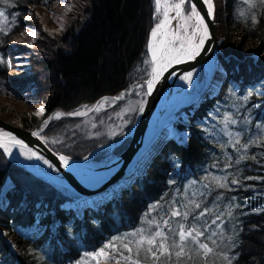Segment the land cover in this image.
I'll return each mask as SVG.
<instances>
[{
  "label": "trees",
  "instance_id": "16d2710c",
  "mask_svg": "<svg viewBox=\"0 0 264 264\" xmlns=\"http://www.w3.org/2000/svg\"><path fill=\"white\" fill-rule=\"evenodd\" d=\"M65 3L73 5L71 11L65 10ZM0 10L8 17L7 23L0 18V27L10 29L7 35L0 32V56L12 64L11 69L0 65V97L39 103L45 109L37 118L21 113L18 125L36 132L56 111L70 113L124 94L123 100L95 117L103 123L112 118L105 123L104 133L121 121L123 128L102 141L103 145L117 143L111 153L98 152L92 161H105V156L113 158L124 151L139 106L134 105V112L118 114L129 100H145V86L139 89L141 95L134 86L143 85L149 77L150 65L145 61H149L147 43L155 23L154 1L9 0L0 3ZM47 12L57 16L55 27L46 25ZM223 13L225 31L214 57L224 71L219 92L179 110L176 128L186 132V140H169L144 174L117 198L94 207L65 187L48 183L6 159L0 150V231L14 245L11 251L0 234V264H89L91 254L110 243L119 251L109 257L119 258L120 251L127 252L124 245L132 239L131 233L143 230L148 236L157 230V224L168 236L169 246L178 242L180 224L203 231L200 240L214 249L217 260L213 264H227L224 255L231 258V264H264V211H260L264 209V144L252 143L264 137V128L256 127L264 124V6L259 0L255 8L244 0H223ZM29 15L32 18L25 19ZM29 30L39 36L26 42L23 37ZM194 72L203 79L201 67ZM249 91L253 96L245 102L243 97ZM181 115L186 116V126L179 123ZM226 116L237 124L226 128ZM81 119L67 115L51 119L40 132L43 142L57 155L83 159L99 144L85 141L75 127L66 125ZM237 132L241 144H248L246 151L239 145L233 147ZM53 139L59 142L53 144ZM242 155L246 158L235 163ZM252 156L256 159H250ZM49 171L59 177L56 171ZM213 177L227 187H217ZM232 179L239 183L232 184ZM191 201L199 202L201 209L193 210ZM77 202L84 204L80 215L74 208ZM204 208L210 214L196 219ZM173 209L182 214L188 211V219L172 217ZM216 215L221 219L211 224ZM163 220L169 221L168 228ZM69 226L72 235L67 234ZM213 232L217 235L212 236ZM198 253L204 264H210L200 249ZM140 261L154 264L148 255Z\"/></svg>",
  "mask_w": 264,
  "mask_h": 264
},
{
  "label": "snow or ice",
  "instance_id": "6c2138e0",
  "mask_svg": "<svg viewBox=\"0 0 264 264\" xmlns=\"http://www.w3.org/2000/svg\"><path fill=\"white\" fill-rule=\"evenodd\" d=\"M0 3L8 4L9 0H0ZM200 3L203 4L206 15L202 14L200 7L197 3L192 2V0H155V10H156V18L157 24L151 30L150 39L148 42V52L150 54V60L145 61L150 65V71L148 72V76L150 78L144 81V84H137L134 86L137 95H141L139 89L143 88L146 85V91L142 93L144 96H148L152 94V91L156 84H158L163 77L164 73L168 71V69L172 66L182 64L191 60H194L197 56L201 54V52L205 48L206 41L212 39V33L210 32L209 21L215 20L216 14V4L215 0H200ZM249 8L256 7V0H244ZM260 5L264 6V0H259ZM64 8L66 11H71L73 5L70 3H65ZM174 14V15H173ZM0 18H2L3 23H7L8 17L6 16L3 10H0ZM32 16H26L25 19H31ZM13 21H15L16 17H12ZM59 19V18H58ZM173 20L176 21L175 26L173 27ZM252 22L255 23V16L252 17ZM61 30H63V26L61 25ZM10 29L5 27H0V32L7 35ZM27 35L33 37V40L39 36V33L36 31H27ZM29 47L32 45L29 44ZM0 65H6L9 69H11L12 64L10 61L4 59L0 56ZM192 76L193 73L189 72L187 75L180 76V79L184 80L185 83L191 85L192 84ZM131 94V93H129ZM253 96V92L249 91L247 95L243 97L245 102L249 101ZM124 99V94L118 95L111 99L103 98L100 102H98L95 106L88 107L84 106L82 110H77L70 113H62L57 112L50 119H59L62 116H87L89 112H100L105 105H110L115 103L116 101H120ZM146 100L140 101L139 112L144 111V104H146ZM255 107V105H253ZM137 109L135 108H126L124 109L125 113L134 112ZM45 113L44 107H40L34 113L35 116L41 117ZM119 115V114H118ZM127 123V121H125ZM225 127L229 124L236 125L237 120L233 119L231 116H226L224 119ZM48 124V120L43 121V126L39 131L33 132L32 135L37 138L43 139L40 136V132L44 130ZM96 124L92 123L91 127L96 128ZM79 127V126H77ZM123 127V125H121ZM257 128H264V124H257ZM108 135L110 137H114L117 135L115 129H112ZM227 135L231 138L233 137L232 132H227ZM241 133L237 132L235 134V140L233 147L236 145L240 146V149L247 150L248 144H241L240 140ZM47 142V141H45ZM59 141L57 139H53L51 143L55 144ZM254 144H264V137H259L257 140L252 141ZM12 148L19 149V154L24 156L27 160H37L42 161L44 165H47L49 169L53 171H57L58 169L47 159H45L42 155L37 154L36 151L29 148L24 142L18 139L11 132L4 131L0 129V149H3L4 155L12 156ZM239 150V149H237ZM245 156H240L235 163L239 164L241 160H244ZM58 159L60 161V165L64 168L69 167V157L65 155H59ZM87 159V157H85ZM250 159L255 160L256 157L252 156ZM228 166H231V161H229ZM213 181L216 186L219 188H226L227 184L221 182L220 178L213 177ZM248 179H252L249 177ZM195 183V181H193ZM232 184H238L239 181L237 179H232ZM205 188H208L209 185H205ZM204 195V193H201ZM219 199V197H217ZM192 205V209H201V204L196 201L190 202ZM260 211H264L261 209ZM210 214V210L208 208L202 209L196 219H200L206 215ZM183 216L185 220L188 219L189 212L185 211L183 214L179 209H173L171 211L172 217ZM228 215H231V211L228 212ZM221 219L220 215H216L215 218L211 221V224H217V222ZM95 224V221H92ZM162 224L165 228L169 227V221L163 220ZM157 230L151 235L145 236L143 234V230H140L139 233L133 232L130 235L134 237H138L133 243L135 244V256L133 255L134 249L130 246V244H125L124 249L129 253L128 256L123 257L126 261V264H141L139 259L140 252L146 253L154 264L157 262H161V258L171 259L173 252L171 249H176L174 255L177 260H180L187 256L186 245L189 241L191 243L196 244L198 249L202 251L203 256L207 257L209 254L214 252V249L209 246V244L201 242L200 238L204 236V232L196 227H190L188 229L185 228L184 224H180L179 231L177 233L179 237V242H174L171 246L167 244L168 236L163 230H160L161 225H156ZM169 231L171 229L169 228ZM68 235H72L71 226L68 228ZM3 235H7V233H3ZM212 236H216L217 233L213 232ZM119 239V238H118ZM213 244L216 243L215 240L212 241ZM14 247V245H13ZM108 249H113L115 252H118V249H115L114 244L110 243L104 246L99 252L91 254L92 259L97 260L99 264V258L104 257L108 258L111 253H109ZM188 259H191V256H188ZM223 260L227 262V264H231V258L227 255L223 256ZM119 264V261H117Z\"/></svg>",
  "mask_w": 264,
  "mask_h": 264
},
{
  "label": "water",
  "instance_id": "95a60500",
  "mask_svg": "<svg viewBox=\"0 0 264 264\" xmlns=\"http://www.w3.org/2000/svg\"><path fill=\"white\" fill-rule=\"evenodd\" d=\"M192 2L197 3L202 11V14L206 15L204 6L200 3V0H192ZM209 27L210 32L212 33V39L206 41L205 48L201 54L194 60L170 67L168 71L164 73L160 82L155 85L152 94L145 97L147 102L144 104V111L140 113L131 128L129 143L125 150L112 161L99 168L92 169L90 167L94 170L95 175L111 171V173L106 176V179L101 182L97 189H93L87 183H82L73 172H71L68 168L62 167L58 159L59 155L51 151L42 139L33 136L32 131H28L17 125L15 126L5 123L2 120H0V129L11 132L18 139L28 145L29 148L36 151L37 154L42 155L45 159L49 160L58 169L56 172L60 175V180L64 183L63 187L79 196L81 199H89L93 196L100 195L105 191L111 195L112 188L114 187H118L119 189L128 188V186L133 182L134 177L137 178L139 175L144 173L143 170L138 171L136 168L140 159L144 158L143 169H146L151 159L158 152L159 148L168 139H173L175 142L177 141L172 133H169L170 124L167 125V127H163V129L159 131V145H157L156 142L152 146L153 148L150 149H148L149 146L146 145L153 117L156 115L162 101L169 96L175 87V84L180 76L187 75V73L193 72L199 67L204 69L205 66L213 60V56L217 53V48L221 39L217 40L215 38L212 31V21H209ZM221 85L222 79L214 92H212L207 86H204L198 94L197 102L202 101L207 93H210V96H215L219 92ZM151 150L152 152L150 153ZM70 161L82 163V161ZM35 168H37V166H35ZM131 173L135 175L133 178L130 175ZM40 176L45 177V174L40 172ZM126 179H128V181H125ZM112 196L113 195H111V197ZM101 264L117 263L102 262Z\"/></svg>",
  "mask_w": 264,
  "mask_h": 264
},
{
  "label": "rangeland",
  "instance_id": "374dc122",
  "mask_svg": "<svg viewBox=\"0 0 264 264\" xmlns=\"http://www.w3.org/2000/svg\"><path fill=\"white\" fill-rule=\"evenodd\" d=\"M154 1V0H153ZM222 5H223V0H222ZM154 6H155V3H154ZM58 7V6H57ZM60 8V7H59ZM39 11V10H37ZM40 12V11H39ZM156 13V11H155ZM224 15V13H223ZM224 17V16H223ZM56 18L57 16H55L53 13L51 12H47L46 15H45V23L48 27H55L56 26ZM157 20L155 21V25L157 24ZM224 23V21H223ZM155 25L152 27V29L155 27ZM151 29V30H152ZM150 34H151V31L149 33V37H148V42H149V39H150ZM32 38V36L30 35H27V34H24V37L23 39L28 42L30 39ZM148 45V43H147ZM148 49V47H147ZM149 53L147 52V55ZM150 56V54H149ZM149 58V57H148ZM212 63L214 65L217 66V68L219 69V71H223V69H221V66L219 67L218 64L216 63L215 61V58H213V61L211 63H209L208 65L205 66V68L203 69V79L200 78L199 80V76L196 72H192L193 73V76H192V84L189 85L187 83H185L184 80L182 79H178L177 80V83L176 85H179L182 87H185L183 89V99H184V103L180 106H176L171 115L167 118V124H170V123H176V115H178L179 113V110H181L182 108H184L185 106H188L190 105L191 103H193L194 101H196V99L198 98L197 95L198 93L201 91V89L204 87V86H208V73H207V67L209 68V66L211 67ZM217 70V69H216ZM18 74L20 75H23V73L21 71H18L17 72ZM223 77V76H222ZM202 79V81H201ZM222 79V78H221ZM219 85V84H218ZM217 86L213 87V88H210V90L212 92H214L216 89H217ZM191 87H195L196 90H192ZM209 87V86H208ZM195 94V95H194ZM197 94V95H196ZM102 100V99H101ZM100 100V101H101ZM130 101V100H129ZM127 104H125L123 107H125L124 109L126 108H134V105L135 107L138 105L140 106V100H132L130 101ZM97 104V103H96ZM95 104V105H96ZM94 105V106H95ZM110 105H113V104H110ZM110 105H105L104 108L100 111V112H89L87 116H69L70 118H74V117H78V118H84V119H81V120H73V121H70L69 123H67L66 125H70L72 127H75V131L78 132V133H81L82 135H84L86 138L84 139L85 141H90L92 143V145L98 143L99 146L97 147V149H95L93 152H91L89 155H87V159H85V157L81 160H75V161H84V163H86L89 167H92V168H98L102 165H104L105 163H107L108 161H110L112 159L111 158H106L105 156V161H101V162H96L94 163L92 161V158L93 156L100 152V153H103L104 155H106L107 153H111L112 149L114 148L113 146L116 145L117 143L116 142H112V143H109V144H106V145H103L102 144V141H104V138L108 137V133L112 130V129H115L117 133H119L123 127H121V125H123V122H119V124H112L108 130H107V134L104 133V125L105 123L109 122L112 120V118H107L106 119V122L103 123V122H96L95 121V117H97L101 112L105 111L106 109H108V106ZM41 106V104L39 103H35V104H27V103H24V102H17V101H12V100H9V99H6V98H2L0 97V120L4 121L6 118H10L12 121H11V124L12 125H18L17 123V117L21 114V113H25V114H30L32 115L33 117H36L34 115V113L36 112L37 109H39ZM137 108V107H136ZM135 108V109H136ZM83 108L79 109V110H82ZM124 109L120 111V114H124ZM59 111H56L54 113H52L48 118L47 120L50 121V117H53L55 113H57ZM140 114V113H139ZM162 116V119L164 117V115H161ZM114 118H116L115 116H113ZM157 118V117H156ZM156 118L153 119L152 121V124H151V128L149 130V134H152L154 131H155V128H157L155 126V123H156ZM55 120V119H54ZM182 122H183V125L186 126L188 124V121L187 119H185V117H182ZM92 123H95L97 126L96 128H92L91 127V124ZM79 126V127H77ZM178 127V126H177ZM175 128V127H173ZM160 130V129H159ZM158 130V131H159ZM172 132H175V137L178 135V132H176L175 129H171ZM186 132L184 130H179V135L182 139V141L184 142L186 140ZM151 138V137H150ZM179 138V137H178ZM103 139V140H102ZM160 143L158 142L157 145H159ZM3 150V149H2ZM12 151V156H7V155H4L6 159L10 160V161H14V162H21L23 165H25V167L27 169H29L31 172H34V168L35 166H37V168H35V172L38 174V170L39 169L42 173L46 174L47 176L45 177V179L47 180L46 182L48 183H51V184H54L56 186H63V181L60 180V178H58L56 175L50 173L49 171V168L47 167V165H44L42 161H37L35 159L33 160H27L24 158V156L20 155L19 154V149L17 148H12L11 149ZM104 151V152H102ZM152 152V150L150 151V153ZM70 159V158H69ZM73 160V159H71ZM70 161V160H69ZM75 163V162H74ZM143 160H141V162L139 163V165H143ZM142 169H143V166H141ZM140 167H138V170H142ZM144 172H145V169H143ZM49 171V172H48ZM34 172V173H35ZM111 173V171H110ZM102 174L96 176L98 180L96 181H91V182H88L87 184L90 185V187H93V189H97L101 182L104 181L106 179V174H103V176H101ZM131 177L133 178L134 174L131 173L130 174ZM53 177V179L51 178ZM100 178V179H99ZM135 180V177L134 179ZM86 183V182H85ZM97 183V184H96ZM128 183V182H127ZM129 184V183H128ZM130 186V185H129ZM128 186V187H129ZM121 192V191H120ZM120 192H119V188L118 187H114L112 188V191H111V195H115L116 198L120 195ZM119 193V194H118ZM111 195H109L108 192H103L102 194L100 195H96V196H93L91 198L88 199L89 203L94 206V207H99L100 205V201L102 200L103 202H105V200L107 201V199H109L111 197ZM101 199V200H100ZM85 201V200H84ZM75 211L77 212V214H81V212L83 211V208H84V204L82 202H77L75 203ZM3 233H5L4 231H0V234L3 238V240L5 241V243L8 245V248L11 250V251H14V247H13V243L11 241V239L8 237V235H3ZM151 235V234H150ZM173 233H170V236L172 237ZM131 236V235H130ZM132 239L129 240V242H127V244H130L131 247H133L134 249V252H133V255L135 256V244L133 243L138 237H134V236H131ZM126 240L125 238L124 239H121L118 244L120 243H123V241ZM175 241L172 242V244L174 243ZM178 242H179V239H178ZM171 244V245H172ZM108 251L109 253H111L112 255L114 254H117L113 249H108L106 250ZM171 251L173 252V255L171 257V259H167V258H164L162 257L161 258V261L164 260L165 262H167L166 264H189V263H194V264H204L203 263V260H202V257L199 255L198 253V248H197V245L196 244H193L191 243V241H189L186 245V252H187V256H185L184 258L180 259V260H177V258L175 257L174 253L176 251V249H171ZM99 252V251H98ZM119 258L121 261L125 262L126 261L123 259V257H126L129 255L128 252L124 253L122 251L119 252ZM188 256H191V259H188ZM90 262L89 264H98V261L97 260H94L92 259V256H90ZM144 257H147V254L144 253L143 251L140 252L139 254V259L141 258H144ZM117 258V259H119ZM208 258V261L210 264H213L214 262H216V256L214 253L212 254H209L207 256ZM111 259L110 257L108 258H104V257H101L99 258V262L101 261H107ZM115 259V258H114Z\"/></svg>",
  "mask_w": 264,
  "mask_h": 264
},
{
  "label": "bare ground",
  "instance_id": "6f19581e",
  "mask_svg": "<svg viewBox=\"0 0 264 264\" xmlns=\"http://www.w3.org/2000/svg\"><path fill=\"white\" fill-rule=\"evenodd\" d=\"M215 4H216V14H215V20L212 21V31H213V34H214L215 38L217 40H219L224 35V31H225L224 23H223V5H222V0H215ZM172 24H173V27H174L175 24H176V21L173 20ZM207 73H208V86H209V87L208 86L207 87L210 89V88H213V87L217 86L220 83V81H221L223 73L221 71H219L217 66L214 65L213 63L211 65V67L210 66H209V68L207 67ZM184 88L185 87L181 88V86L175 84V87L173 88V90L171 91L169 96L162 101V103H161L156 115L153 117V119H155L157 117L156 120H155L156 121L155 126L157 128H155V131L148 136L146 145H150V143H151V145H153L155 143L156 140L154 139L155 140L154 141L153 138L156 136V134L158 133V130L160 128H162L165 125H167V120H168L167 118L171 115L173 109L176 106H180V105H182L184 103V99H183V96H182L183 95L182 91H183ZM161 115H164L163 119H162ZM11 121L12 120L10 118H6L4 120V122L8 123V124H11ZM173 135H175V132H173ZM158 142L160 143V139H159V141H157V143ZM141 166H143V165H138L139 169H140ZM68 169L71 172H73L78 177V179L81 180L82 183H85V182L88 183V182H91V181L98 180L97 177H96V176H98V174L95 175L94 170H92L84 162H82V163H74L72 161H69ZM141 169H142V167H141ZM38 173L40 174V172H38ZM109 173L110 172L101 173L102 174L101 176H103V174L107 175ZM51 178L53 179V177H51ZM125 181H128V179H126Z\"/></svg>",
  "mask_w": 264,
  "mask_h": 264
},
{
  "label": "flooded vegetation",
  "instance_id": "af4514ba",
  "mask_svg": "<svg viewBox=\"0 0 264 264\" xmlns=\"http://www.w3.org/2000/svg\"><path fill=\"white\" fill-rule=\"evenodd\" d=\"M117 261H119V263L126 264L125 262L121 261L120 259H117V257L115 259L111 258V259H109V260H107L105 262H117Z\"/></svg>",
  "mask_w": 264,
  "mask_h": 264
}]
</instances>
